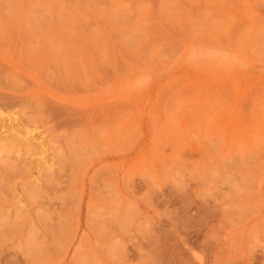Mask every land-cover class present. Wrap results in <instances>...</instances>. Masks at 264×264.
Returning <instances> with one entry per match:
<instances>
[{
	"label": "rangeland",
	"instance_id": "rangeland-1",
	"mask_svg": "<svg viewBox=\"0 0 264 264\" xmlns=\"http://www.w3.org/2000/svg\"><path fill=\"white\" fill-rule=\"evenodd\" d=\"M0 151V264H264V0H0Z\"/></svg>",
	"mask_w": 264,
	"mask_h": 264
},
{
	"label": "clouds",
	"instance_id": "clouds-1",
	"mask_svg": "<svg viewBox=\"0 0 264 264\" xmlns=\"http://www.w3.org/2000/svg\"><path fill=\"white\" fill-rule=\"evenodd\" d=\"M151 82V78L148 76H141L136 79L134 82V89L135 90H142L147 87Z\"/></svg>",
	"mask_w": 264,
	"mask_h": 264
},
{
	"label": "bare ground",
	"instance_id": "bare-ground-1",
	"mask_svg": "<svg viewBox=\"0 0 264 264\" xmlns=\"http://www.w3.org/2000/svg\"><path fill=\"white\" fill-rule=\"evenodd\" d=\"M192 55L194 56V55H197V54H194V53H192ZM193 56H192V59H195V57L196 56H194V58H193ZM175 58V57H174ZM142 91V90H141ZM218 91V90H217ZM28 135V134H27ZM32 138V137H31ZM0 154H1V151H0Z\"/></svg>",
	"mask_w": 264,
	"mask_h": 264
}]
</instances>
